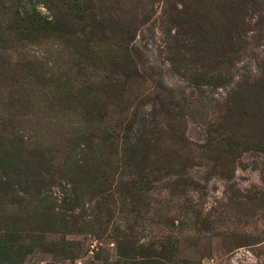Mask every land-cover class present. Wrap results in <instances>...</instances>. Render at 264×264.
<instances>
[{
  "label": "rangeland",
  "instance_id": "obj_1",
  "mask_svg": "<svg viewBox=\"0 0 264 264\" xmlns=\"http://www.w3.org/2000/svg\"><path fill=\"white\" fill-rule=\"evenodd\" d=\"M244 82L264 0H0V264H264Z\"/></svg>",
  "mask_w": 264,
  "mask_h": 264
},
{
  "label": "trees",
  "instance_id": "obj_2",
  "mask_svg": "<svg viewBox=\"0 0 264 264\" xmlns=\"http://www.w3.org/2000/svg\"><path fill=\"white\" fill-rule=\"evenodd\" d=\"M240 10H242V9L241 8L238 9V11H240ZM231 34H235V37H234V39H235L236 37H238L240 35V31H239V29L233 28L232 31L228 32V40L230 41V43L232 45L233 43L231 42V39L229 37ZM241 87H245L247 89L258 91L259 93L264 94V88H262L261 86L258 88L256 82L255 83L254 82H252V83L244 82V84L241 85Z\"/></svg>",
  "mask_w": 264,
  "mask_h": 264
}]
</instances>
